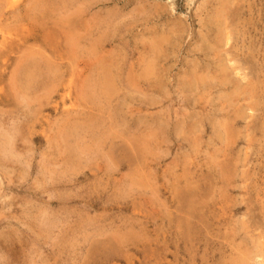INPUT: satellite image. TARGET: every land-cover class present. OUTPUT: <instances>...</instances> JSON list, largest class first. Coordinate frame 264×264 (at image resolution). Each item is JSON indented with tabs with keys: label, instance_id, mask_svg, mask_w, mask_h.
<instances>
[{
	"label": "rangeland",
	"instance_id": "374dc122",
	"mask_svg": "<svg viewBox=\"0 0 264 264\" xmlns=\"http://www.w3.org/2000/svg\"><path fill=\"white\" fill-rule=\"evenodd\" d=\"M0 122V264H264V0H0Z\"/></svg>",
	"mask_w": 264,
	"mask_h": 264
},
{
	"label": "bare ground",
	"instance_id": "6f19581e",
	"mask_svg": "<svg viewBox=\"0 0 264 264\" xmlns=\"http://www.w3.org/2000/svg\"><path fill=\"white\" fill-rule=\"evenodd\" d=\"M228 1H229V0H228ZM230 1H231V0H230ZM238 1H239V0H238ZM214 2H215V1H214ZM209 3H210V2H209ZM237 3H238V2H237ZM224 6H225V5H224ZM232 6H233V5H232ZM232 6H231V7H232ZM204 7H205V6H204ZM209 7H210V4H209ZM219 7H220V6H219ZM225 7H226V6H225ZM228 7H230V5H229ZM79 8H80V7H79ZM210 8L212 9L213 7H210ZM225 9H226V8H225ZM227 9H228V8H227ZM213 10H214V8H213ZM222 10H223V9H222ZM207 11H208V10H207ZM210 11H211V10H210ZM236 11H237V8H236ZM199 12H200V11H199ZM230 12H231V11H230ZM223 13H224V12H223ZM236 13H237V12H236ZM229 14H230V13H229ZM234 14H235V13H234ZM211 15H212V12H211ZM206 16H207V14H206ZM222 16H224V15H222ZM234 16H235V15H234ZM224 17H225V16H224ZM226 17H227V16H226ZM227 18H229V17H227ZM208 20H209V19H208ZM232 20H233V19H232ZM237 20H238V19H237ZM246 20H247V18H246ZM248 20H249V19H248ZM219 21H220V20H219ZM211 22H212V21H211ZM217 22H218V20H217ZM218 23H219V22H218ZM234 23H235V22H234ZM236 23H237V22H236ZM239 23H240V22H239ZM204 24H205V22H204ZM215 24H216V22H215ZM230 24H231V23H230ZM206 25H207V24H206ZM216 25H217V24H216ZM236 25H237V24H236ZM240 25H241V24H240ZM242 25H243V24H242ZM203 26H204V25H203ZM203 26H202V27H203ZM209 26H210V25H209ZM178 27H179V26H178ZM221 27H222V24H221ZM229 28H230V27H229ZM205 29H206V28H205ZM223 29H224V27H223ZM223 29H222V30H223ZM245 29H246V28H245ZM177 30H178V29H177ZM206 30H207V29H206ZM206 30H205V31H206ZM224 30H225V29H224ZM231 30H232V29H231ZM235 30H237V29H235ZM235 30H233L232 32H235ZM220 31H221V30H220ZM217 32H218V31H217ZM229 32H230V31H229ZM173 33H175V32H173ZM206 33H207V32H206ZM208 33H209V32H208ZM219 33H220V32H219ZM222 33H223V32H222ZM230 33H231V32H230ZM175 34H176V33H175ZM179 34H180V33H179ZM226 34H227V33H226ZM237 34H238V32H237ZM160 35H161V34H160ZM171 35H172V34H171ZM223 35H224V33H223ZM233 35H234V34H233ZM175 36H176V35H175ZM211 36H213V35H211ZM225 36H226V35H225ZM203 37H204V36H203ZM207 37H208V36H207ZM156 38H157V37H156ZM217 38H218V37H217ZM228 38H229V37H228ZM231 38H232V37H231ZM241 38H242V37H241ZM162 39H163V38H162ZM162 39H161V40H162ZM179 39H180V38H179ZM226 39H227V38H226ZM166 40H167V39H166ZM168 40H169V39H168ZM203 40H205V39H203ZM237 40H238V39H237ZM156 41H157V40H156ZM163 41H164V40H163ZM209 41H210V40H209ZM235 41H236V40H235ZM235 41H234V42H235ZM168 42H169V41H168ZM168 42H167V43H168ZM205 42H206V41H205ZM236 42H237V41H236ZM88 43H89V42H88ZM156 43H157V42H156ZM207 43H208V42H207ZM215 43H216V42H215ZM222 43H224V42H222ZM226 43H227V42H226ZM226 43H225V44H226ZM232 43H233V42H230V44H232ZM242 43H244V42H242ZM249 43H250V42H249ZM91 44H92V42H91ZM93 44H94V43H93ZM160 44H161V43H160ZM233 44H234V43H233ZM237 44H238V43H237ZM239 44H240V43H239ZM250 44H251V43H250ZM89 45H90V43H89ZM94 45H95V44H94ZM152 45H153V44H152ZM84 46H86V45H84ZM154 46H155V45H154ZM154 46H153V47H154ZM245 46H246V45H245ZM92 47H93V46H92ZM149 47H151V46H149ZM174 47H175V46H174ZM229 47H230V46H229ZM232 47H233V46H232ZM242 47H243V46H242ZM158 48H159V47H158ZM226 48H227V47H226ZM226 48H225V49H226ZM83 49H84V48H83ZM86 49H87V46H86ZM89 49H91V48H89ZM94 49H95V48H94ZM149 49H150V48H149ZM207 49H208V48H207ZM92 50H93V49H92ZM223 50H224V49H223ZM232 50H233V49H232ZM85 51H86V50H85ZM156 51H158V50H156ZM224 51H225V50H224ZM243 51H244V50H243ZM12 52H14V51H12ZM46 52H47V51H46ZM161 52H162V51H161ZM222 52H223V51H222ZM40 53H41V52H40ZM91 53H93V52H91ZM96 53H97V52H96ZM150 53H152V52H150ZM158 53H159V52H158ZM158 53H157V54H158ZM232 53H233V52H232ZM241 53H242V52H241ZM248 53H249V52H248ZM18 54H19V53H18ZM35 54H36V53H35ZM35 54H34V55H35ZM45 54H46V53H45ZM47 54H48V53H47ZM228 54H229V53H228ZM30 55H31V53H30ZM30 55H28V56H30ZM92 55H93V54H92ZM96 55H97V54H96ZM98 55H99V54H98ZM224 55H225V53H224ZM231 55H232V54H231ZM245 55H246V54H245ZM245 55H244V56H245ZM28 56H25V57H28ZM31 56H33V54H32ZM41 56H42V55H41ZM48 56H49V54H48ZM50 56H52V54H51ZM50 56H49V58H50ZM113 56H114V55H113ZM155 56H156V55H155ZM159 56H160V55H159ZM235 56H237V54H236ZM89 57H90V55H89ZM107 57H108V56H106V58H107ZM232 57H233V56H232ZM237 57H238V56H237ZM250 57H251V56H250ZM255 57H256V56H255ZM28 58H29V57H28ZM40 58H41V57H40ZM44 58H45V57H44ZM49 58H48V60H49ZM53 58H56V57H53ZM99 58H100V57L98 56V60H99ZM253 58H254V57H253ZM26 59H27V58H26ZM29 59H30V58H29ZM32 59H33V58H32ZM32 59H31V61H32ZM38 59H39V58H38ZM38 59H37V60H38ZM60 59H62V58H60ZM96 59H97V56H96ZM103 59H104V58H103ZM110 59H111V58H110ZM110 59H109V60H110ZM112 59H113V58H112ZM224 59H225V58H224ZM236 59H237V58H236ZM21 60H24V57H23V59L21 58ZM33 60H34V59H33ZM98 60H97V61H98ZM100 60H101V63H102V59H101V58H100ZM113 60H114V59H113ZM215 60H216V59H215ZM232 60H234V59H232ZM237 60H238V59H237ZM243 60H244V59H243ZM29 61H30V60H29ZM42 61H43V60H42ZM50 61H51V59H50ZM52 61H53V60H52ZM59 61L62 62V60H59ZM89 61L91 62V59H89ZM93 61H94V60H93ZM97 61H96V62H97ZM154 61H155V60H154ZM154 61H153V62H154ZM199 61H200V60H199ZM239 61H240V60H239ZM25 62H26V61H25ZM33 62H34V61H33ZM33 62H32V63H33ZM35 62H36V61H35ZM56 62H57V61H56ZM56 62H54V63H56ZM86 62H87V60H86ZM98 62H99V61H98ZM98 62H97V63H98ZM110 62H111V61H110ZM110 62H108V63H110ZM113 62H114V61H113ZM155 62H156V61H155ZM227 62H228V61H227ZM243 62H244V61H243ZM243 62H242V63H243ZM246 62H247V61H246ZM87 63H88V62H87ZM106 63H107V62H106ZM198 63H199V62H198ZM233 63H234V61H233ZM244 63H245V62H244ZM247 63H248V62H247ZM35 64H36V63H35ZM44 64H45V62H44ZM46 64H47V62H46ZM46 64H45V65H46ZM48 64H49V63H48ZM51 64H52V62H51ZM57 64H58V63H57ZM235 64H236V62H235ZM239 64H240V63H239ZM239 64H238V66H239ZM19 65H20V63H19ZM25 65H26V64H25ZM25 65H24V67H25ZM29 65H32V64L29 63ZM36 65H37L38 67L40 66V64H36ZM36 65H35V66H36ZM88 65L90 66V64H88ZM107 65H108V64H107ZM114 65H115V64H114ZM139 65H140V64H139ZM199 65H200V64H199ZM236 65H237V64H236ZM240 65H241V64H240ZM243 65H244V64H243ZM43 66H44V65H43ZM140 66H141V65H140ZM144 66H145V65H144ZM238 66H237V67H238ZM241 66H242V65H241ZM246 66H247V65H246ZM13 67H14V66H13ZM18 67H19V66H18ZM18 67H17V68H18ZM22 67H23V66H22ZM26 67H27V66H26ZM29 67H31V66H29ZM38 67H37V69H39ZM90 67H91V66H90ZM94 67H95V65H94ZM94 67H93V69H94ZM201 67H202V66H201ZM243 67L245 68V66H243ZM248 67H249V66H248ZM248 67H247V68H248ZM19 68H20V67H19ZM40 68H41V66H40ZM106 68H107V67H105V69H106ZM117 68H118V67H117ZM142 68H143V67H142ZM198 68H199V67H198ZM227 68H228V67H227ZM20 69H21V68H20ZM27 69H29V68H27ZM27 69H26V70H27ZM35 69H36V67H35ZM43 69H44V68H43ZM96 69H97V68H96ZM102 69H104V68L102 67ZM110 69H111V68H110ZM129 69H130V68H129ZM223 69H224V68H223ZM225 69H226V68H225ZM245 69H246V68H245ZM245 69H244V70H245ZM23 70H24V69H23ZM30 70H32V69L30 68ZM40 70H41L42 73H43L42 68H41ZM46 70H47V69H46ZM46 70H45V71H46ZM72 70H73V69H72ZM91 70H92V69H91ZM118 70H119V69H118ZM235 70H236V69H235ZM238 70L240 71V69H238ZM238 70H236V71H238ZM241 70H242V68H241ZM27 71H28V70H27ZM32 71H34V70H32ZM38 71H39V70H37V72H38ZM51 71H52V70H51ZM51 71L48 72V70H47V72H48L49 74H50ZM96 71H97V70H96ZM98 71H99V70H98ZM140 71H141V70H140ZM140 71H138V72H140ZM29 72H30V71H29ZM37 72H36L35 74H37ZM47 72H45V73L47 74ZM52 72H53V71H52ZM94 72H95V71H94ZM103 72H104V71H103ZM106 72L108 73V70H107ZM106 72H105L104 74H106ZM109 72H110V71H109ZM114 72H115V71H114ZM142 72H143V71H142ZM243 72H244V71H243ZM245 72H247V71H245ZM24 73H26V72H24ZM38 73H39V75H42L40 72H38ZM62 73H63V72H62ZM62 73H61V74H62ZM98 73H99V72H98ZM148 73H149V72H148ZM237 73H239V72H237ZM241 73H242V72H241ZM26 74H27V73H26ZM32 74H34V73H32ZM49 74H48V76H49ZM69 74H70V73H69ZM100 74H102V73H100ZM141 74H144V73H141ZM234 74H236V73H234ZM248 74H249V73H248ZM24 75H25V74H24ZM27 75H28V74H27ZM39 75H38V76H39ZM43 75H44V74H43ZM74 75H75V74H74ZM106 75H107V74H106ZM117 75H118V73H117ZM131 75H132V74H131ZM241 75H243V74H241ZM15 76H16V75H15ZM45 76H46V75H45ZM59 76H60V75H59ZM61 76H62V75H61ZM61 76H60V77H61ZM95 76L97 77V75H95ZM113 76H114V75H113ZM134 76H135V75H134ZM136 76H137V75H136ZM149 76H150V75H149ZM238 76H239V75H238ZM17 77H18V76H17ZM22 77H23V76H22ZM40 77H42V76H40ZM49 77H51V76H49ZM60 77H59V78H60ZM90 77H91V76H90ZM104 77H105V75H104ZM127 77H128V76H127ZM127 77H126V79H127ZM144 77H145V76H144ZM144 77H143V78H144ZM161 77H162V76H161ZM32 78H33V77H32ZM32 78H31V80L34 79V78H33V79H32ZM117 78H118V77H117ZM134 78H136V77H134ZM147 78H149V77L147 76ZM156 78H157V75H156ZM195 78H196V77H195ZM197 78H198V77H197ZM35 79H36V78H35ZM40 79H41V78H40ZM42 79H43V78H42ZM44 79H45V78H44ZM49 79H52V77L49 78ZM60 79H61V78H60ZM104 79H105V78H104ZM137 79H138V78H137ZM150 79H151V78H150ZM158 79H159V78H158ZM164 79H165V78H164ZM29 80H30V79H29ZM46 80H48L47 77H46ZM56 80H58V79H56ZM95 80H96V79H95ZM109 80H110V79H109ZM140 80H141V79H140ZM89 81H90V80H89ZM98 81H99V79H98ZM102 81H103V80H102ZM110 81H111V80H110ZM110 81H108V82H110ZM114 81H115V79H114ZM128 81H129V79H128ZM138 81H139V80H138ZM164 81H165V80H164ZM225 81H226V80H225ZM23 82H24V81H23ZM31 82H32V81H31ZM40 82L42 83L41 80H40ZM43 82H44V80H43ZM54 82H55V80H54ZM104 82H107V81H104ZM115 82H116V81H115ZM124 82H125V81H124ZM129 82H131V81H129ZM145 82H146V81H145ZM151 82H152V81H151ZM34 83H35V82H34ZM44 83H45V82H44ZM47 83H48V81H47ZM50 83L52 84V82H50ZM55 83H56V82H55ZM122 83H123V82H122ZM122 83H121V84H122ZM127 83H128V82H127ZM197 83H198V81H197ZM45 84H46V83H45ZM51 84H50V85H51ZM85 84H86V83H85ZM87 84H90V83H87ZM99 84H101V83H99ZM104 84H105V83H104ZM104 84H103V85H104ZM107 84H108V83H107ZM117 84H118V83H117ZM119 84H120V83H119ZM143 84H144V83H143ZM151 84H152V83H151ZM151 84H150V85H151ZM162 84H163V82H162ZM226 84H227V83H226ZM26 85H29V84H26ZM26 85H25V86H26ZM37 85L39 86V84H37ZM65 85H66V84H65ZM112 85H113V84H112ZM139 85H140V84H139ZM150 85H148V86L150 87ZM154 85H155V84H154ZM20 86H21V85H20ZM35 86H36V85H35ZM41 86H42V85H41ZM91 86H92V85H91ZM100 86H102V85H100ZM122 86H123V85H122ZM124 86H126V85H124ZM141 86H142V85H141ZM197 86H198V85H197ZM53 87H55V86H53ZM116 87H117V86H116ZM160 87H161V86H160ZM200 87H201V85H200ZM21 88H22V87H21ZM28 88L31 89L30 87H28ZM32 88H33V87H32ZM62 88H63V87H62ZM85 88H86V87H85ZM88 88H89V87H88ZM99 88H100V87H99ZM112 88H113V87H112ZM151 88H152V87H151ZM161 88H162V87H161ZM29 89H27V90L29 91ZM33 89H34V88H33ZM33 89H31V91H32ZM35 89H36V88H35ZM37 89H39V87H37ZM49 89H51V88L49 87ZM94 89H95V88H94ZM94 89H93V90H94ZM97 89H98V88H97ZM18 90H19V89H18ZM39 90H40V89H39ZM39 90H38V91H39ZM53 90H54V89H53ZM53 90H52V92H53ZM67 90H68V89H67ZM69 90H70V89H69ZM95 90H96V89H95ZM95 90H94V91H95ZM243 90H244V89H243ZM25 91H26V90H25ZM31 91H30V92H31ZM34 91H35V90H34ZM86 91H87V90H86ZM42 92H43V90H42ZM46 92H48V91L43 92V94L46 93ZM52 92H50V93H52ZM57 92H58V91H57ZM62 92H63V90H62ZM82 92H83V91H82ZM99 92H100V91H99ZM99 92H98V93H99ZM27 93H28V92H27ZM50 93H48V94H50ZM64 93H65V92H64ZM89 93H90V92H89ZM91 93H92V92H91ZM35 94H36V93H35ZM37 94H39V93H37ZM40 94H41V92H40ZM86 94H87V93H86ZM105 94H106V97H107L108 95H110V94H107V93H105ZM105 94H104V95H105ZM111 94H112V93H111ZM28 95H29V94H28ZM64 95H65V94H64ZM69 95H70V94H69ZM39 96H41V95H39ZM39 96H38V97H39ZM47 96H48V95H47ZM88 96H89V94H88ZM91 96H92V95H91ZM95 96H97V94H96ZM98 96H99V94H98ZM33 97H34V96H33ZM75 97H76V96H75ZM102 97H103V96H102ZM46 98H47V97H46ZM46 98H44V99H46ZM50 98H51V97H50ZM95 98H96V97H95ZM97 98H98V97H97ZM38 99H39V98H38ZM38 99H37V97H36V98H35V101H37ZM72 99H73V98H72ZM91 99H94V97H93V98L91 97L90 100H91ZM11 100H12V99H11ZM29 100H30V99H29ZM33 100H34V99H33ZM41 100L43 101V97H42ZM95 100H96V99H95ZM103 100H104V99H103ZM108 100H109V99H108ZM108 100H107V101H108ZM23 101H24V99H23ZM42 101H41V103H42ZM70 101H72V100L70 99ZM91 101H92V100H91ZM100 101H101V100H100ZM27 102H28V100H27ZM27 102H26V103H27ZM30 102H31V100H30ZM89 102H90V101H89ZM24 103H25V102H24ZM31 103H32V102H31ZM36 103H37V102H36ZM43 103H44V102H43ZM93 103H94V102H93ZM67 105H69V104H67ZM33 106H35V105H33ZM69 106H70V105H69ZM72 106H73V105H72ZM82 106H83V105H82ZM25 107H26V106H25ZM37 107H38V106H37ZM26 108H27V107H26ZM70 109H71V108H70ZM82 109H83V108H82ZM3 110H4V109H3ZM25 110H26V109H25ZM4 111H5V110H4ZM34 111H35V110H34ZM80 111H81V110H80ZM120 111H121V110H120ZM129 111H130V110H129ZM129 111H128V112H129ZM2 112H3V111H2ZM6 112H7V111H6ZM39 112H40V111H39ZM52 112H53V111H52ZM66 112H67V111H66ZM68 112H69V111H68ZM27 113H28V112H27ZM27 113H26V114H27ZM32 113H33V112H32ZM156 113H157V112H156ZM23 114H24V112H23ZM42 114H43V113H42ZM56 114H57V113H56ZM56 114H55V115H56ZM157 114H158V113H157ZM32 115H34V114H32ZM32 115H31V116H32ZM69 115H70V113H69ZM69 115H68V117H69ZM75 115H77V113H76ZM123 115H124V113H123ZM28 116H29V115H28ZM43 116H44V115H43ZM61 116H62V115H61ZM82 116H83V115H82ZM90 116H92V115H90ZM90 116H89V117H90ZM162 116H163V115H162ZM20 117H21V116H20ZM22 117H24V116H22ZM63 117H64V115H63ZM65 117H66V116H65ZM70 117H71V116H70ZM73 117H74V116H73ZM92 117H93V116H92ZM170 117H171V116H170ZM175 117H176V116H175ZM260 117H261V116H260ZM41 118H42V117H41ZM60 118H62V117H60ZM117 118H118V117H116V121H118ZM257 118H258V117H257ZM257 118H256V119H257ZM25 119H26V118H25ZM39 119H40V118H39ZM170 119H171V118H170ZM28 120H29V119H28ZM42 120H43V119H42ZM59 120H60V119H59ZM66 120H67V119H66ZM71 120H72V119L70 118L68 121H71ZM95 120H96V119H95ZM138 120H139V119H138ZM154 120H155V119H154ZM154 120H153V121H154ZM174 120H175V119H174ZM16 121H17V120H16ZM21 121H22V120H21ZM48 121H49V120H48ZM48 121H47V122H48ZM61 121H62V120H61ZM68 121H67V122H68ZM73 121H74V120H73ZM90 121H91V120H90ZM171 121H172V120H171ZM64 122H65V119H64ZM142 122H143V121H142ZM156 122H157V121H156ZM257 122H258V121H257ZM0 123H1V122H0ZM10 123H11V122H10ZM23 123H24V122H23ZM26 123H27V122H25V125H26ZM60 123H61V122H60ZM72 123H73V122H72ZM77 123H78V122H77ZM114 123H115V122H114ZM154 123H155V122H154ZM157 123H158V122H157ZM157 123H156V124H157ZM169 123H170V122H169ZM172 123H173V122H172ZM175 123H176V122H175ZM186 123H187V122H186ZM190 123H191V122H190ZM16 124H17V123H16ZM63 124H64V123H63ZM70 124H71V122L69 123V125H70ZM74 124H75V123H74ZM143 124H144V123H143ZM49 125H50V124H49ZM60 125H62V123H61ZM75 125H76V124H75ZM110 125H111V124H110ZM113 125H114V124H113ZM123 125H124V124H123ZM138 125H139V124H138ZM151 125H152V124H151ZM157 125H158V124H157ZM157 125H156V126H157ZM159 125H160V124H159ZM180 125H181V123H180ZM192 125H194V124H192ZM192 125H190V127H191ZM14 126H15V124H14ZM27 126H28V125H27ZM70 126H71V125H70ZM70 126H69V127H70ZM72 126H73V124H72ZM76 126H77V125H76ZM94 126H95V128H96V125H94ZM98 126H99V125H98ZM98 126H97V127H98ZM121 126H122V125H121ZM144 126H145V124H144ZM188 126H189V125H188ZM29 127H30V126H29ZM29 127H28V128H29ZM49 127H50V126H49ZM59 127H60V126H59ZM86 127H87V126H86ZM114 127H115V125H114ZM117 127H118V126H117ZM159 127H160V126H159ZM174 127H175V126H174ZM181 127H182V126H181ZM193 127H194V126H193ZM23 128H24V127H23ZM61 128H63V127H61ZM66 128H67V126H66ZM78 128H79V126H78ZM89 128H90V127H89ZM93 128H94V127H93ZM118 128H119V127H118ZM122 128H123V127H122ZM168 128H169V127H168ZM172 128H173V127H172ZM7 129H8V128H7ZM7 129H6V130H7ZM15 129H16V127L14 128V131H15ZM44 129H45V128H44ZM47 129H48V128H47ZM81 129H83V128H81ZM81 129H80V130H81ZM96 129H97V128H96ZM106 129H107V128H106ZM119 129H120V128H119ZM150 129H151V128H150ZM161 129H162V127H161ZM166 129H167V127H166ZM183 129H184V128H183ZM11 130H12V129H11ZM61 130H62V129H61ZM65 130H66V129H64V131H65ZM68 130H69V132H70V129H69V128H68ZM73 130H75V129H73ZM110 130H111V129H110ZM120 130H121V129H120ZM169 130H170V129H169ZM193 130H194V129H193ZM46 131H47V130H46ZM59 131H60V130H59ZM77 131H78V130H77ZM115 131H116V130H115ZM126 131H127V130H126ZM126 131H125V132H126ZM146 131H147V130H146ZM10 132H11V131H10ZM15 132H16V131H15ZM61 132H63V131H61ZM65 132H66V131H65ZM82 132H83V131H82ZM82 132H81V133H82ZM120 132H122V131H120ZM175 132H176V131H175ZM177 132H178V131H177ZM181 132H184V131L181 130ZM12 133H14L13 130H12ZM57 133H58V132H57ZM112 133H113V132H112ZM123 133H124V132H123ZM143 133H144V132H143ZM145 133H146V132H145ZM153 133H154V132H153ZM164 133H165V132H164ZM17 134H18V133H17ZM20 134H21V132H20ZM43 134H44V133H43ZM63 134H65V133H63ZM85 134H86V133H85ZM121 134H122V133H121ZM146 134H147V133H146ZM148 134H149V133H148ZM14 135H15V134H14ZM61 135H62V134H61ZM61 135H60V136H61ZM79 135H80V134H79ZM87 135H88V134H87ZM122 135H123V134H122ZM149 135H150V134H149ZM181 135H182V134H181ZM9 136H10V134H9ZM12 136H13V135H12ZM18 136H19V135H18ZM20 136H21V135H20ZM44 136H45V135H44ZM51 136H52V134H51ZM58 136H59V135H58ZM60 136H59V137H60ZM68 136H69V135H68ZM73 136H74V135H73ZM73 136H72V137H73ZM75 136H76V135H75ZM81 136H82V135H81ZM105 136H106V135H105ZM150 136L153 138L152 135H150ZM150 136H149V137H150ZM157 136H158V135H157ZM10 137H11V136H10ZM61 137H62V136H61ZM64 137H66V139H67V135H66V134L64 135ZM78 137H79V136H78ZM94 137H95V136H94ZM97 137H98V135H97ZM142 137H143V136H142ZM146 137H147V136H146ZM11 138H12V137H11ZM13 138H14V137H13ZM13 138H12V139H13ZM15 138H16V137H15ZM15 138H14V139H15ZM20 138H21V137H20ZM49 138H50V136H49ZM76 138H77V137H76ZM76 138H75V139H76ZM105 138H106V137H105ZM144 138H145V137H144ZM144 138H142V141H145ZM152 138H151V139H152ZM157 138H158V137H157ZM14 139H13V140H14ZM68 139H69V138H68ZM73 139H74V138H73ZM92 139H94V138H92ZM97 139H98V138H97ZM143 139H144V140H143ZM147 139H148V138H147ZM151 139H150V140H151ZM153 139H154V138H153ZM248 139H250V138L248 137ZM30 140H31V139H30ZM103 140H104V139H103ZM250 140H251V139H250ZM250 140H249V141H250ZM15 141L17 142L18 140H15ZM77 141H78V140L75 141L76 144L78 143ZM148 141H149V140H148ZM246 141H248V140H246ZM4 142H5V140H4ZM6 142H8V141H6ZM9 142H10V139H9ZM13 142H14V141H13ZM13 142H12V143H13ZM16 142H15V143H16ZM93 142H94V141H93ZM145 142H146V141H145ZM145 142H143V144H145ZM153 142H154V141H153ZM155 142H156V141H155ZM10 143H11V142H10ZM10 143H9V144H10ZM148 143H150V141H149ZM148 143H147V144H148ZM0 144H1V143H0ZM6 144H7V143H6ZM78 144H79V143H78ZM84 144H86V143H84ZM147 144H146V145H147ZM79 145H81V144H79ZM89 145H92V144H89ZM148 145H149V144H148ZM2 146H3V145H2ZM9 146H11V145H9ZM64 146H65V145H64ZM71 146H72V145H71ZM73 146H74V145H73ZM142 146H143V145H142ZM139 147H140V145H139ZM246 147H247V146H246ZM9 148L12 149V147H8V149H9ZM66 148H67V147H66ZM66 148H65V149H66ZM76 148H77V147H76ZM86 148H87V147H86ZM144 148H146V146H145ZM88 149H89V148H88ZM88 149H87V150H88ZM62 150H63V149H62ZM89 150H90V149H89ZM6 151H8V150H6ZM63 151H64V150H63ZM78 151H79V150H78ZM81 151H82V150H81ZM83 151H84V149H83ZM8 152H9V151H8ZM85 152H86V151H85ZM88 152H89V151H88ZM9 153H10V152H9ZM9 153H8L7 155H9V157H10V154H9ZM65 153H67V152H65ZM65 153H64V154H65ZM89 153H90V152H89ZM71 154H72V153H71ZM0 155H2V154L0 153ZM5 155H6V154H5ZM7 155H6V156H7ZM68 155H69V153H68ZM79 155H80V154H79ZM62 156H63V155H62ZM70 157H71V156H70ZM70 157H69V158H70ZM72 157H75V156H72ZM79 157H80V156H79ZM227 157H228V156H227ZM2 158H3V157H1V159H2ZM7 158H8V157H7ZM62 158H63V157H62ZM135 158H136V157H135ZM5 159H6V158H5ZM70 159H71V158H70ZM2 160H3V159H2ZM9 160H10V159H9ZM6 161H7V159H6ZM10 161H11V160H10ZM75 161H76V160H75ZM77 161H78V160H77ZM7 162H8V161H7ZM12 162H13V161H12ZM124 162H125V161H124ZM130 162L133 163V160H132V161L130 160ZM232 162H233V161H232ZM233 163H234V162H233ZM235 163H237V162L235 161ZM121 164H122V163H121ZM2 165H3V164H2ZM2 165H1V166H2ZM3 166H4V165H3ZM128 166H129V165H128ZM128 166H127V167H128ZM129 167H130V166H129ZM135 176H136V175H135ZM152 177H153V176H152ZM248 178H249V177H248ZM201 180H203V179H201ZM8 186H9V185H8ZM247 191H248V190H247ZM248 193H249V192H248ZM248 202H250V201H247L246 203H248ZM248 205H249V204H248ZM246 208H248V206H247ZM247 210H248V209H247ZM251 210H252V209H251ZM249 212H251V211H249ZM248 215H249V214H248ZM194 217H195V216H194ZM197 218H198V217H197ZM199 218H200V217H199ZM249 218H250V217H249ZM255 219H256V218H255ZM258 219H259V218H258ZM253 220H254V219H253ZM260 220H261V219H260ZM192 221H193V220H192ZM194 221H195V220H194ZM191 223H192V222H191ZM194 223H195V222H194ZM247 224H248V223H247ZM258 224H259V223H258ZM248 225H249V224H248ZM255 225H256V224H255ZM259 225H260V224H259ZM257 226H258V225H257ZM250 227H251V226H250ZM251 228H252V227H251ZM259 228H260V227H259ZM260 229H261V228H260ZM247 232H248V231H247ZM254 232H255V231H254ZM257 233H258V232H257ZM250 236H251V235H250ZM254 236H256V233H255ZM254 236H253V237H254ZM252 239H253V238H252ZM253 240H254V239H253ZM256 240H258V239L256 238ZM256 242H257V241H256ZM261 246H262V245H261ZM262 247H263V246H262ZM260 250H261V249H260ZM261 251H263V250H261ZM261 251H260V254H261ZM242 252H243V251H242ZM242 252H241V253H242ZM258 252H259V251H258ZM246 254H247V253H246ZM262 254H263V252H262ZM262 254H261V255H262ZM263 257H264V256H263ZM239 262H240V261H239ZM242 262L244 263V260H241L240 264H241ZM246 262H247V261H246ZM246 262H245V263H246ZM263 262H264V261H263ZM243 263H242V264H243Z\"/></svg>",
	"mask_w": 264,
	"mask_h": 264
}]
</instances>
